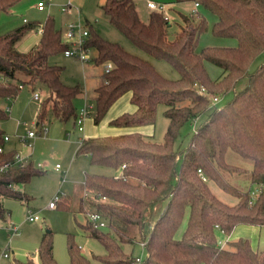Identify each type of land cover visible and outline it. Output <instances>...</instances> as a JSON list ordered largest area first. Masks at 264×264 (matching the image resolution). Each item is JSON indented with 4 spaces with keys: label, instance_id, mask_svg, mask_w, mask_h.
Returning a JSON list of instances; mask_svg holds the SVG:
<instances>
[{
    "label": "trees",
    "instance_id": "1",
    "mask_svg": "<svg viewBox=\"0 0 264 264\" xmlns=\"http://www.w3.org/2000/svg\"><path fill=\"white\" fill-rule=\"evenodd\" d=\"M19 1L0 0V12H10ZM170 1H191L212 13L211 33L232 43L198 46L207 29L203 13L194 16L179 11L182 24L170 38V22L162 11L152 9L143 21L134 0H104L101 8L108 20L136 47L166 60L178 77L163 76L150 60L89 32L85 44L95 51L94 62L112 64L94 89L93 122L98 123L113 102L129 92L133 109L109 122L133 130L81 140L76 154H85L90 164L109 166L119 173L85 172L82 204L91 208L86 213L100 214L105 226H96L88 218L78 224L103 245V254L92 255L103 264H264V250L254 248L247 238L219 244L221 235L231 233L237 225H264V0ZM37 27V44L26 52L17 50L15 42ZM69 46L49 15L41 25L30 20L0 32V98L16 97L24 86L35 91L44 85L50 96L38 104V124L48 113L61 122H75L73 100L82 87L63 83L62 66L48 62L50 55ZM208 62L221 70L216 78L209 75ZM228 94L231 97L224 103L217 105L212 100ZM186 99L191 104H179ZM159 104L166 105L163 114L168 123L162 141L157 142L137 127L154 124ZM202 114L205 117L188 144L176 147L181 127ZM6 116L0 107V120ZM3 136L0 129V146L5 143ZM228 151L251 160V167L228 162ZM14 153L0 151V167L12 163ZM40 171L31 161L0 169V221L8 211L3 197L28 199L14 185L26 183ZM223 171L249 172L250 188L240 190L230 184ZM209 181L236 201L228 204L219 199ZM67 200L56 206L69 208ZM46 229L38 241L37 256L41 264H58L53 231L48 225ZM138 242L143 244V256L127 253L122 247ZM66 248L68 264H91L70 232ZM16 264L37 263L27 257Z\"/></svg>",
    "mask_w": 264,
    "mask_h": 264
},
{
    "label": "rangeland",
    "instance_id": "2",
    "mask_svg": "<svg viewBox=\"0 0 264 264\" xmlns=\"http://www.w3.org/2000/svg\"><path fill=\"white\" fill-rule=\"evenodd\" d=\"M33 1L34 0H20L18 6L15 8L16 3L11 8L10 12H0V32H6L20 25L23 23V18H26L28 21L35 20L44 22L49 15L53 18L54 26L63 27L64 31L67 24L70 22L87 28L89 32L93 30L103 38L118 42L127 51L150 60L163 76L172 79L178 77V73L166 60L152 57L136 47L132 41L108 20V17L100 7L102 0H44L45 11H39L34 8L33 5H31ZM146 1L147 0H134L137 12L140 18L144 20L147 18L148 12L151 9L146 6ZM193 6L194 2L191 1L175 2L173 7H169L167 10V5L164 4L162 12L167 16L170 22L168 27L170 38L173 37V34L182 24L179 11L187 15H197L196 9H191ZM203 14L207 21V29L200 35L198 46L219 44L223 41H227L217 38L211 33L210 27L214 20V15L208 11L203 12ZM68 19H70V21L67 22L64 27L65 21ZM63 29L62 35L64 34ZM34 30L35 29L31 30L15 42L17 50L26 52V50L28 51L32 48L27 38ZM93 53V49H90V57ZM48 62L62 66L63 69L60 75L62 81L72 84L78 83L83 87V91L86 94H93L91 85L97 80V73H100L102 70V64H96L93 60L89 59L81 60L76 56H67L63 51L50 55ZM89 62H92L93 72H91ZM206 68L209 75L213 78H216L221 72L217 66L209 62L206 63ZM35 90L39 93L38 99H33V90L27 86L20 89L15 99L14 97L10 99L0 98V106L3 109L6 106H11L10 112H6V118L0 120V122L2 121V129L5 132L12 133L16 131L19 135H24L27 130L42 128L39 133L27 141L30 143L29 147L22 142H20V144L17 143V147L19 150H24L23 148L27 147L35 162H40L43 165L42 168H40L41 171L32 175L26 183L23 185L19 183L15 184L18 189L21 188V190H25L26 193L30 195L28 200H20L11 197H3L2 199L3 205L7 209H10V215L7 214V220L9 219L11 222L19 224V233L13 236L9 242V253L10 250H12L13 253H10L7 258L3 257L2 249L7 245V234L4 233L3 227H1L5 225V220L0 221V264H16L17 260L23 261L26 259V253L33 255L35 253L33 249L38 242L42 229L44 231L47 230L46 225L53 231V251L58 264H67L69 260L66 248V235L68 232L72 233L75 242L79 245L81 251L90 259L91 264H103L92 256L103 254L105 252L103 245L97 239L87 236L78 224L87 219L86 214L88 213L84 214V211L80 212L77 209L75 197L81 195V192H83L81 186H83V171L85 169H90L92 172L104 175H118L119 171L109 166L92 165L86 156L83 154L76 156L74 151L77 143V136H84L85 133H91L89 130L91 127L90 123L93 126V132L95 134H115L113 132L118 127L110 124L109 119L117 113L116 111L119 106L116 107V105H118L116 103L128 105V102L125 100L126 96L121 95L113 102L114 104L109 107L98 123L92 122L93 120H91L90 112L89 117H85L83 129L80 131L77 129L76 123L73 126L69 121L63 124L62 122L48 119L46 121L43 120L41 125L36 126L35 121L38 104L49 94V89L44 85H39ZM230 97L231 95L228 94L217 101L216 104L224 103ZM74 103L77 106H83L86 103L84 95H77L74 99ZM179 104L189 105L191 104V100L186 99ZM165 109L166 105L159 104L154 124L137 127L138 130L145 133L147 131V134H150V136H147L148 139L157 142L162 141L168 123V119L163 114ZM204 117L205 114H202L195 119L189 120L181 127L180 135L175 141L176 147H185L188 144L194 128ZM44 127L45 130H43ZM64 128L70 130L69 138L66 136ZM124 128L126 131L132 130L130 127L129 129L128 127ZM111 129L113 130L111 131ZM14 142L15 140L11 137L6 143V146H13ZM226 160L245 168H249L252 163L251 160L243 158L233 151L227 152ZM55 163H59V170L54 169ZM222 174L227 182L236 186L238 189L247 190L250 188L249 172L223 171ZM209 187L222 201L228 204H233L236 201L235 197L223 191L213 181H209ZM54 195H58L61 198L56 204L70 197V201L67 200L69 201V208L61 206L53 208L47 207L48 201L54 197ZM86 206L88 209L87 211H90L91 208L88 205ZM34 213L38 214L39 219L34 221L26 219L28 214ZM180 231L179 228L177 232L180 233ZM239 236L247 238L254 248L264 250V225L261 226L260 229L248 225L239 232H235L234 230L225 238L226 240H233L237 239ZM220 240L223 241V237H221ZM122 247L124 251L132 255H144V251L139 242L134 245L123 243ZM34 257L35 262L41 264L37 254H35Z\"/></svg>",
    "mask_w": 264,
    "mask_h": 264
},
{
    "label": "crops",
    "instance_id": "3",
    "mask_svg": "<svg viewBox=\"0 0 264 264\" xmlns=\"http://www.w3.org/2000/svg\"><path fill=\"white\" fill-rule=\"evenodd\" d=\"M37 1H39V0H34L33 2H31V5H33V7L34 8H36L37 10H39L38 8H37ZM148 1H150V0H147L146 1V6H147V2ZM152 1H155V2H161V3H164V4H166L167 5V10L169 9V7H173V5H174V3L175 2H173V1H170V0H152ZM103 2H104V0H102L101 1V3H100V7H101V5L103 4ZM18 4L19 3H17L16 5H15V8H16V6H18ZM135 6H136V3H135ZM195 6V7H194ZM194 6L191 8V9H196L195 11H197V12H200V13H203L204 11L199 7V5H195V3H194ZM69 7V6H68ZM45 7H44V9H42V10H39V11H45ZM102 9V8H101ZM173 9V8H172ZM103 11V10H102ZM152 11V9H150L149 10V12H148V16H149V14H150V12ZM107 16V15H106ZM148 16H147V18L144 20V19H142L143 21H147V19H148ZM23 20V22H25V21H28V20H26V18H23L22 19ZM35 21V20H34ZM45 21V20H44ZM70 21V19H68V20H66L65 21V24H64V27H65V25H66V23L67 22H69ZM39 22V21H38ZM43 23V21H41V22H39V24L41 25ZM55 28L56 29H60L61 31H62V29H63V27L62 28H60V27H58V26H55ZM63 31H64V29H63ZM39 37H40V27H37L34 31H33V33H30V35L28 36V38H27V40H29L30 41V45H32L31 47H33V46H35L36 44H37V42H38V40H39ZM62 37H63V40H65V37H64V34L62 35ZM107 39V38H106ZM231 42V41H230ZM230 42L229 41H223V42H221V43H229L230 44ZM232 43V42H231ZM27 51V50H26ZM95 55H96V53H95V51H94V53H93V55H91V57H90V54H89V60H93L94 61V57H95ZM50 63V62H49ZM51 64H56V63H51ZM92 62L90 63L89 62V67L91 68V72H93L94 70H93V68H92ZM103 71H104V66H103V64H102V70L100 71V73L98 72L97 73V80L91 85V89H92V91H93V94L91 93V94H86L84 91H83V87H82V92L80 93V94H78V95H84V98H85V100H86V103L88 104H91L92 105V96L94 95V93H95V91H94V89L96 88V86H98V84L100 83V80H101V78H102V73H103ZM213 78V77H212ZM63 83H65V84H67V85H74V84H72V83H67V82H64V81H62ZM75 84H78V83H75ZM35 92H37L38 93V91H36L35 90ZM50 96V93L46 96V97H49ZM123 96H126V101L128 102V105H124V103L122 104H120V103H116V104H118V105H116V107H118V110L116 111L117 113H116V115L115 116H117V115H119L120 113H122V112H125V111H130V110H132L133 109V105L129 102V96H130V93L129 92H127V93H125V94H123ZM122 96V97H123ZM32 97H33V99H38V97H39V93H38V97L37 98H35L34 97V91L32 92ZM45 97V98H46ZM10 98H12V97H8V98H5V99H10ZM16 97H14V99H15ZM91 98V99H90ZM75 99V98H74ZM89 99H90V101H89ZM73 102H74V100H73ZM75 104V103H74ZM114 104V103H113ZM75 106H76V108H77V111L79 110V108L80 107H82V106H77L76 104H75ZM112 106V105H111ZM110 106V107H111ZM1 107V106H0ZM4 110L6 111V112H10V110H11V106H6L5 108H4ZM91 112V111H90ZM90 112H89V114H88V116L87 117H89V115H90ZM115 116H113V117H115ZM113 117H111L110 119H112ZM48 119H51L52 121H58V122H61V121H59L58 119H56V118H54L50 113H48L47 114V116L45 117V121L46 120H48ZM110 119H109V121H110ZM91 120H93L92 119V117H91ZM2 122V121H1ZM1 122H0V129H2V125H1ZM69 122H71L72 123V125L74 126L75 125V123H76V121L75 122H72V121H69ZM90 122V121H89ZM93 122V121H92ZM63 124H66L67 122H62ZM35 125L36 126H38L39 124H38V122H37V119H36V121H35ZM41 125V124H40ZM90 128H89V130H90V132L91 133H89V134H87V133H85L84 134V136H77V143H76V147H75V151H74V154L77 156V155H80V154H76V150H77V148H78V146H79V144H80V142H81V140L83 139V138H85V137H93V136H99V135H102V134H95L94 132H93V126L91 125V123H90ZM78 129V128H77ZM129 129V128H128ZM138 129V128H137ZM35 130H37V129H35ZM79 130V129H78ZM113 129H111V131H112ZM125 130V131H124ZM133 130V129H132ZM147 130V129H146ZM2 131H3V133L4 134H7L8 135V140H6L5 141V143H4V146H3V151H15V152H20V154L21 155H23V156H25L26 158H27V162H32V164L34 165V166H36L37 168H42V164L40 163V162H35V160H34V158L32 157V155H31V153H30V151H29V149L27 148V147H24L23 149L24 150H19V148L17 147V143H19L20 144V141H19V134L16 132V131H14V132H12V133H7V132H5L3 129H2ZM64 131H65V134H66V136L69 138L70 137V130H67V129H65L64 128ZM81 131V130H80ZM127 131H129V130H127ZM144 131H145V129H144ZM149 131V130H148ZM121 132H126V129L125 128H121V127H118V128H116L115 129V131L113 132V133H115V134H117V133H121ZM143 132V131H142ZM143 133H145V132H143ZM145 134H147V131H146V133ZM106 135V134H105ZM13 138L14 140H15V142H14V145L13 146H10V147H7L6 146V143L10 140V138ZM84 156H86L87 157V159L89 160V158H88V156L87 155H85V154H83ZM56 164L57 163H55V166H54V169L55 170H59L58 168H56ZM59 164V163H58ZM93 165V164H92ZM252 165V164H251ZM251 167V166H250ZM249 167V168H250ZM41 170V169H40ZM86 171H89V172H92L90 169H85L84 171H83V181H84V175H85V172ZM93 173H95V172H93ZM19 184H24V183H19ZM82 188H83V192H81V195H77L76 197H75V199H76V202H77V209L80 211V212H83L84 211V214H86V210L85 209H87L86 207V205H83L82 204V202H83V200L85 199V197H86V192H85V189H84V184H83V186H81ZM14 188L16 189V190H19V191H21V192H23V193H25L27 196H28V199L30 198V195L28 194V193H26V191L25 190H21V188H17L16 187V185H14ZM249 189V188H248ZM28 199H25V200H28ZM69 201H70V197L69 198H67ZM20 200H23V199H20ZM69 201H68V203H69ZM26 205H27V201H26ZM82 207H85L84 209H82ZM7 209V208H6ZM7 210H9V211H7V213H6V217H5V225L4 226H1V227H3V230H4V233L5 234H7V241H8V239H9V242H10V240H11V238L13 237V236H15V235H18V233H19V224H15L14 222H11L9 219L7 220V214L8 215H10V209L8 208ZM87 213H89V212H87ZM86 218H87V214H86ZM12 226H17V232L16 233H12V230H11V227ZM241 226H244V227H241ZM248 225H245V224H241V225H237V226H235V228L231 231V233L235 230V232H239L241 229H243V228H245V227H247ZM249 226H255V227H257V228H259L260 229V227L261 226H256V225H249ZM239 228V229H238ZM44 232V230L42 229V232H41V235H42V233ZM231 233H229V234H224V235H221V237H223V241H221V244H225V242L227 241L226 240V238L225 237H228V235H230ZM41 235H40V237H41ZM239 235V234H238ZM40 237H39V239H40ZM239 237H243V236H239ZM39 239H38V241H39ZM231 240V239H230ZM37 244H38V242H37ZM37 244H36V246L34 247V251H35V253L32 255V254H29V253H26L25 255H26V258L27 257H31V258H33V260L35 261V254H37ZM222 245V246H223ZM10 247V246H9ZM54 252V251H53ZM10 253H13V251L12 250H10ZM68 262H69V260H68ZM68 262H67V264H68Z\"/></svg>",
    "mask_w": 264,
    "mask_h": 264
},
{
    "label": "built area",
    "instance_id": "4",
    "mask_svg": "<svg viewBox=\"0 0 264 264\" xmlns=\"http://www.w3.org/2000/svg\"><path fill=\"white\" fill-rule=\"evenodd\" d=\"M195 5H197V3H195ZM147 6L150 7L151 9L154 10H158V11H163L164 8V3L161 2H155V1H148L147 2ZM45 7V2L44 0H39L37 1V8L39 10L44 9ZM165 19H167V16H164ZM89 36V31L87 30V28L85 27H81L79 25H76L72 22L68 23L66 26V29L64 31V37H65V41L68 42L70 44V46L68 48H66L63 53L67 56H76L78 58H80L81 60H87L89 58V51H90V47L87 46L85 44V40L87 39V37ZM104 66V70L107 71L108 69L111 68L112 64L110 61H106L105 63H103ZM202 91V90H201ZM34 97L37 98L38 97V93L34 91ZM212 100L214 102L218 101L217 97H213ZM92 109V105L91 104H87L85 103L82 107L79 108V110L77 111V116H76V124H77V128L79 130L83 129V122L85 117L88 116L89 112ZM42 130V128L40 127L37 130H27L26 134L24 135H19V141L24 143L26 146H30V143H28L27 141L29 139H32L37 133H39ZM43 130H45V127L43 128ZM8 135L4 134L3 139L4 141L8 140ZM0 151H3V146H0ZM27 162V158L23 155L20 154V152H15L13 155V162L10 164H3L0 169H6L9 165H24ZM59 167V164H56V168ZM198 174L205 180L206 177L202 174L201 170L198 169ZM60 197L58 195H54V197H52L48 203H47V207L49 208H53L56 206V203L58 201H60ZM87 218L91 221L94 222V224L96 226L99 227H104L105 226V220L102 218V216L98 213L95 212H90L87 214ZM27 220L30 221H34L36 219H39L38 214L34 213V214H28L26 216ZM12 233H16L17 232V226H12L11 227ZM219 244L220 246H222L223 244H221V241L219 240ZM143 244L141 243V246ZM2 255L3 257L7 258L9 257L10 253H9V239L7 241V245L5 248L2 249ZM137 261H139L140 257L136 258Z\"/></svg>",
    "mask_w": 264,
    "mask_h": 264
}]
</instances>
